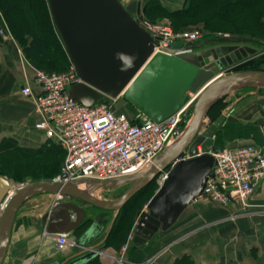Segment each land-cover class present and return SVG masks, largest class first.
<instances>
[{
	"label": "water",
	"instance_id": "95a60500",
	"mask_svg": "<svg viewBox=\"0 0 264 264\" xmlns=\"http://www.w3.org/2000/svg\"><path fill=\"white\" fill-rule=\"evenodd\" d=\"M48 4L81 79L69 89L72 98L86 106L114 102L118 110L129 102L157 122L178 112L192 94L196 98L192 116L180 138L167 146L143 172L111 180L39 182L26 186H17L0 173V264L5 263L18 211L29 197L43 192L62 194L113 211L112 228L128 201L171 166L135 228L143 241H149L145 247L149 254L157 235L171 228L186 208L203 195L207 179L213 174L215 153L222 149L214 143L215 134L227 115L221 114L207 123L211 108L218 99L237 89L250 85L258 91L264 88V70L228 71L259 53V49L246 42L230 43L226 38H218L197 44L178 41L174 44L175 54L155 52L158 38L135 17L137 0L129 4L121 0H48ZM211 41L219 43L207 46ZM247 41L264 45L255 39ZM261 127L264 132V122ZM81 183L103 189L126 183L130 187L117 199H105L92 194V189L90 193L79 188ZM103 218V214L98 215L80 236L73 256L49 264H86L99 256L110 231L102 241L91 243L104 231ZM85 219L86 209L73 201L57 202L45 215L49 221L47 232L51 235L70 233Z\"/></svg>",
	"mask_w": 264,
	"mask_h": 264
},
{
	"label": "built area",
	"instance_id": "2783aa9c",
	"mask_svg": "<svg viewBox=\"0 0 264 264\" xmlns=\"http://www.w3.org/2000/svg\"><path fill=\"white\" fill-rule=\"evenodd\" d=\"M142 26L158 38L155 52L175 54L176 42L193 44L203 37L197 29L173 34L168 26L153 28L149 23ZM5 36L15 39L11 33L5 32ZM80 80L73 64L64 71L37 68L22 88L23 95L34 98L39 115L36 127L66 152L62 172L52 182L111 180L145 171L181 135L196 98L192 94L185 106L161 122L148 115L133 120L117 110L114 102L86 106L72 98L69 89ZM215 159L213 174L198 198L206 197L224 205L249 206V199L264 180V148L253 144L222 148L215 153ZM168 174L169 170L160 172V184ZM56 239L60 249L75 245L68 233L58 234ZM125 247L126 244L122 249Z\"/></svg>",
	"mask_w": 264,
	"mask_h": 264
},
{
	"label": "crops",
	"instance_id": "0c3cea01",
	"mask_svg": "<svg viewBox=\"0 0 264 264\" xmlns=\"http://www.w3.org/2000/svg\"><path fill=\"white\" fill-rule=\"evenodd\" d=\"M131 1L129 0L126 4ZM158 1L171 11L186 6V0ZM137 2L139 7V1ZM16 42L15 39H7L0 32V142L6 137H12L21 146L39 147L43 144L53 146L56 143L47 136L44 130L36 127L39 115L36 112L34 98L22 93L27 79L34 75L37 67L27 59L24 52L16 47L18 43ZM18 46L20 47L19 44ZM231 93L233 95L234 92ZM231 96L227 107V119L220 127L223 131L220 136L221 142L219 143L215 138L216 143L221 148H237L247 144L264 148V132L261 127V123L264 122V92L253 90L234 99ZM120 110L136 120L147 116L142 108L129 102ZM56 195L49 192L40 193L24 202L13 226L11 242L4 264H49L71 257L76 253L74 246L60 249L57 244V235L47 232L49 221L45 220V215L57 204L54 203L57 199ZM111 199H115V197ZM65 201L73 200L67 198L59 202ZM239 208L238 204L222 206L208 203L203 199H195L171 228L158 234L160 243L165 244L172 240L178 242L164 252L157 263L172 264L176 258L190 255L199 264H255L250 252L244 253L243 251L242 255H239L238 245H230V239H232V234L247 233L245 228L248 226L249 218L247 217L259 214L264 219V180L252 196L248 212L239 210ZM235 217L247 221L243 222L242 226H236L235 224L238 222L233 223L231 220ZM212 221H219V224L207 232L208 236L202 234L197 238L196 243L182 244L185 237L189 236L187 235L189 231ZM200 231L198 233H202ZM102 240L99 239L98 242ZM135 240L138 244L149 242L143 241L142 237L138 235ZM221 242H224V245ZM258 242H254L252 245ZM157 244L156 241L155 247ZM252 245H247V248L250 250ZM141 248L138 247L131 251V257L134 260H138L143 255L144 247ZM256 253L257 258H261L263 250L258 247Z\"/></svg>",
	"mask_w": 264,
	"mask_h": 264
},
{
	"label": "rangeland",
	"instance_id": "374dc122",
	"mask_svg": "<svg viewBox=\"0 0 264 264\" xmlns=\"http://www.w3.org/2000/svg\"><path fill=\"white\" fill-rule=\"evenodd\" d=\"M121 1L124 4H126L129 0H121ZM137 1H139V7L137 6L138 8H137V13L135 14V17L141 25L142 23L143 24L149 23L151 24L153 28L168 26L171 28L173 34L174 33L178 34L180 32L197 29V30H200L203 34L202 35L203 37L200 39L201 42L206 41L208 39L226 38V40L230 43L246 42L259 49V53L250 56L246 60L238 63V65L236 64L230 70H228L229 72L242 71V70H261L259 68L264 67V45L258 42H248L247 41L248 39H255L257 41L264 42V22H263L264 21V8H263V5H259L258 7H255V8H249L245 5L237 4L233 0H222L217 5L216 4L213 5L212 3L206 2L205 0H186V6L190 2H194L191 11L189 13H186L185 15H172L169 12L163 9H160L156 6L158 0H137ZM18 2L20 5L22 4V0H18ZM27 2L28 0H25V3H26L25 13H27L31 18H33L32 20L34 21L35 24H37L35 20V16H34L35 13L32 12L30 8V6L31 7L33 6L32 4L29 6ZM0 18L2 20V25L0 26V32L1 30H4L9 35L11 31L9 29L8 23L6 22V19L4 18L1 8H0ZM39 25L38 27H39L40 32H43L44 30V28H42L43 25L41 23H39ZM5 32L4 34L1 32V34L4 36ZM15 40L18 42L16 38ZM217 43L219 42L211 41L209 44L212 45V44H217ZM18 44L20 45L21 48L18 46ZM22 45L20 42H18L16 47L21 52H24V46ZM24 55L26 56L25 52H24ZM38 66H39L38 69L40 70H47L44 64H38ZM251 87L256 88L254 85L243 87V88L233 91L234 92L233 95L232 93H230L218 99V101L214 104V106L209 111L206 122L207 123L213 122L221 114L227 115V107L229 106L228 103H229L230 96L232 95L231 98L234 99L235 97L241 96L246 92L253 91V90H250ZM192 113H193V109H191L190 117L192 116ZM129 117L133 119L131 116ZM185 126L183 127V130ZM222 133L223 131H221L220 129L215 134V138L217 139L219 143L221 142L220 136ZM180 136H178L176 140L180 138ZM6 138H4L3 140H5ZM224 148H230V147H224ZM230 149H236V148H230ZM15 152L16 151L14 150L13 146L8 145L7 147L0 148V170L3 171L4 173L3 175L12 179L16 183L17 186L18 185L26 186V185L39 183V182H52L62 172L63 164L66 158V152L61 145H57V149H55L52 152L53 154L50 153L51 155L48 153L47 154L45 153V155L43 156L41 155L40 156L38 155L30 156V158L34 160L32 161L33 166H31L30 168L26 167L27 166L26 162L28 159H27V156H25V176L22 175L21 178H15V177H10L8 173L10 171L8 167L11 165V163H13L14 165L16 164V159L18 158V156H15ZM9 159L10 161H12L11 163L5 162L6 160L9 161ZM41 160L44 161V165H43L44 168L42 167V164H40ZM47 161L55 162L57 166L55 165L54 168L51 167L52 169L45 168ZM170 168L171 166L165 168L164 170L168 171L170 170ZM159 176L160 175H158L157 178L154 180V183L148 187L147 192L140 195L136 200L134 199L135 201L130 200L129 203L125 205V208H123V211L121 214L123 213L128 214V212L134 208L138 209V204L142 200L147 199L148 197L151 198V196L155 194V192L159 189L161 185L158 180L160 178ZM129 187H130L129 184H122V185H118L113 188H109L111 189L110 191L109 189L95 188V187H91V189H92V194H94L97 197L105 198V199H111L112 197L113 198L115 197V199H117L120 196H122ZM56 198L57 199L55 200L54 203H57L61 200L64 201L67 198H71L73 202H76L77 204H79L80 206L86 209L85 222L80 227H78L77 229L69 233V238L74 243L78 241L80 236L90 226V223H92V221L100 214L104 215V218H103L104 231L98 236V238L93 240L91 244L92 245L95 244L96 242L99 241V239H104L106 234L109 231L111 232L110 228H111V222H112L113 215H114L113 211L102 210L100 208L94 207L84 202L83 200L69 197V196H65L60 199L56 195ZM251 198L249 199V202H248L249 206H250ZM197 199L199 200L203 199L207 201L208 203H213L217 205L219 204L222 206H229V205L221 204L215 200L208 199L206 197L197 198ZM27 200L25 202H27ZM147 203L144 205V207L141 210L139 211L137 210V214H136L137 222L129 236L126 247L123 248L122 250H116L111 245V243H108V244L104 243L105 245L104 250H102V253H100V255L98 256V260L94 262L93 264H158L157 262L160 260V257L164 254V252H166L171 246L175 245L178 242V241L172 240L169 243H165V244L160 243L158 240L160 238L159 237L160 235H159L158 237L155 238V241H157L158 244L156 245V247L154 245L152 251L149 254L145 252V247L149 244V242H144L143 244H138L136 242L135 237L137 236V234L135 233V228H136V225L139 219L147 211ZM232 204H238V206H240L239 210L248 212L247 210L249 209L248 208L249 206L246 207L239 203H232ZM238 218L239 217H235L231 219L233 220V223L238 222L235 224L236 226L238 225L242 226L241 224L247 221L245 219L240 220ZM247 218H249L248 226L247 227L245 226V228L247 229V233H244L242 235L232 234L231 236L232 239H230V242H231L230 245L232 244L238 245L239 255H242L243 251L244 253L246 252L248 253L249 251L251 256L253 257L252 261L255 264H258V263L264 264V240H262L264 239V219H262L261 215L259 214L256 216H251V217L249 216ZM124 220H125L124 218H120L121 225L123 224ZM219 221H212L209 223H205L202 227H198L195 229L193 228L191 231L188 232L187 235L189 236L185 237V241L182 244L187 243V242L196 243L197 238L201 236L202 234L208 236L207 232H209L210 230H213L215 226L217 227V224H219L218 223ZM199 231L202 233H198ZM254 242H258V243L257 244L255 243L252 245V243ZM221 244L224 245V242H221ZM197 245L195 244V246ZM247 245H252L250 250L247 248ZM138 247L140 248L144 247L143 249L144 253L141 250L143 255L140 258H138V260H134L131 257V251ZM258 247L259 249L261 248L263 250V253L261 254L262 256L261 258H257V255H256L257 254L256 250ZM179 259L180 258H176L172 264H184L185 263L183 261H179Z\"/></svg>",
	"mask_w": 264,
	"mask_h": 264
},
{
	"label": "trees",
	"instance_id": "16d2710c",
	"mask_svg": "<svg viewBox=\"0 0 264 264\" xmlns=\"http://www.w3.org/2000/svg\"><path fill=\"white\" fill-rule=\"evenodd\" d=\"M205 1L212 3L213 5L215 4L217 5L222 0H205ZM233 1H235L237 4L245 5L249 8H255L258 7L259 5H263L264 8V0H233ZM193 3L194 2H190L189 4H187L185 8L174 11L168 10L166 7L161 5L159 1L157 2L156 6L160 9L169 12L172 15H185L186 13H189L191 11ZM25 4H26L25 0H22L21 5L19 4L18 0H0V8L2 9L4 18L6 19V22L9 25V29L12 35L18 40V42H20L21 45L23 44L22 46H24V52L26 54L27 59L37 68L39 67L38 64H44L45 68H47L48 71H64L69 69L72 65V62L70 60L65 45L52 19L48 0H28L27 2L29 6L31 4L33 6V7L30 6V8L31 11L35 13L34 16L37 24L34 23V21L32 20L33 18H31L27 13H25ZM39 23L43 25L42 28H44L45 31L43 30V32H40L38 27ZM1 25H2V20L0 18V26ZM259 69L264 70V67ZM0 71H1V62H0ZM254 89L257 90V87L250 88V90H254ZM259 91L264 92V88L260 89ZM185 125L186 124L184 123L183 127ZM8 145L13 146L14 150L16 151L15 156H18L15 165L11 163L12 161H10V159L9 161L7 160L5 161L7 163H11V165L8 167L10 169L8 173L10 177L21 178L22 175L25 176V156H27L28 159L26 162L27 163L26 167L30 168L31 166H33L32 161H34L30 158V156L33 155L43 156L45 155V153L53 154L52 152L55 149H57L58 144L53 146H49V144H43L39 147L21 146L15 139L8 137L0 143V148L7 147ZM40 164H42L43 167L44 161L41 160ZM55 165H56L55 162L47 161L45 168H51V167L54 168ZM0 173L4 174L2 170H0ZM153 183L154 181H152L150 184H148L146 187L140 190L130 200H134V199L136 200L140 195L147 192L148 187ZM151 198L148 197L147 199L142 200L138 204V209L136 208L131 209L128 212V214H124V213L121 214L123 208H125L124 206L120 211V215H118V218L114 222L110 235L106 239L105 243L107 244L111 243V245L116 250H121L122 247L125 244H127L129 236L135 227V224L137 222V218H136L137 210L138 211L141 210L144 207V205L147 202H149ZM120 218L125 219L122 225L120 224ZM97 260H98V256L93 258L91 261H89L86 264H93ZM179 261H183L187 264L189 263L199 264L190 255L183 256L182 258L179 259Z\"/></svg>",
	"mask_w": 264,
	"mask_h": 264
},
{
	"label": "bare ground",
	"instance_id": "6f19581e",
	"mask_svg": "<svg viewBox=\"0 0 264 264\" xmlns=\"http://www.w3.org/2000/svg\"><path fill=\"white\" fill-rule=\"evenodd\" d=\"M201 43V42H200ZM195 44H197V43H195ZM246 60V59H245ZM242 62V61H241ZM236 65V64H235ZM238 65V64H237ZM193 104H194V102H193ZM216 145H219L218 143H216V141L214 142ZM221 147V146H220ZM200 149H201V146H200ZM79 188H81V189H83V190H85V191H89L90 193H91V187L89 186V185H86L85 183H81V184H79V186H78ZM13 192V189L11 190V192L10 193H12ZM3 206H4V204H3ZM2 206V207H3ZM158 236V235H157Z\"/></svg>",
	"mask_w": 264,
	"mask_h": 264
}]
</instances>
